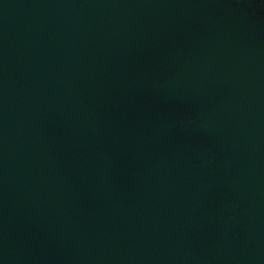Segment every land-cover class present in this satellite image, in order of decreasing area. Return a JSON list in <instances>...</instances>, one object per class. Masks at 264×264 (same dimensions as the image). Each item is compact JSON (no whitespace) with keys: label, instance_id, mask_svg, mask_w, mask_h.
I'll return each instance as SVG.
<instances>
[{"label":"water","instance_id":"obj_1","mask_svg":"<svg viewBox=\"0 0 264 264\" xmlns=\"http://www.w3.org/2000/svg\"><path fill=\"white\" fill-rule=\"evenodd\" d=\"M0 264H264V0H0Z\"/></svg>","mask_w":264,"mask_h":264}]
</instances>
